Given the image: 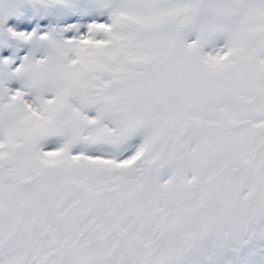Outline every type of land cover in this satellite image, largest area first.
<instances>
[{"label":"snow or ice","instance_id":"snow-or-ice-1","mask_svg":"<svg viewBox=\"0 0 264 264\" xmlns=\"http://www.w3.org/2000/svg\"><path fill=\"white\" fill-rule=\"evenodd\" d=\"M0 264H264V0H0Z\"/></svg>","mask_w":264,"mask_h":264}]
</instances>
